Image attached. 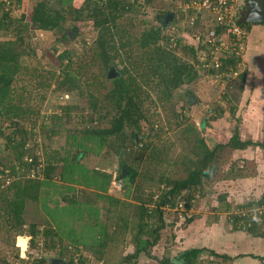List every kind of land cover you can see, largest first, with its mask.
I'll return each mask as SVG.
<instances>
[{
    "label": "trees",
    "instance_id": "1",
    "mask_svg": "<svg viewBox=\"0 0 264 264\" xmlns=\"http://www.w3.org/2000/svg\"><path fill=\"white\" fill-rule=\"evenodd\" d=\"M73 1L38 0L30 7L29 0L24 14L27 15H23L14 27L16 40H0V138L6 141L5 148L10 151L7 155L9 164H2L0 169V233L3 230L15 234L25 232L31 237V249L38 248L39 240L45 239L44 250L48 252L56 251L55 239L59 236L70 238L76 247L73 249L71 246V252L82 248L104 261L106 251L114 240L128 231L132 234L136 230L128 243L134 246V252L123 256L121 264H138V259L143 255L155 259L152 249L159 244L162 231L167 227L165 209H178L184 202L189 210L196 193H204V186L211 177V162L218 148L244 150L250 146L262 148L264 145L252 139L243 140L239 126L235 127L227 143L219 144L214 149L207 147L199 135L196 147L200 153L193 149L195 154L202 156L199 166L178 177L159 173L156 180L153 173H157V169L151 166H156V162L161 164L168 161V148L160 149L153 145L148 150L147 145L138 147L141 118L154 123L150 114L157 113L159 107H168L175 92L184 85L192 84L198 71L192 63L176 53L182 45L181 41L175 40V48H171L172 37L165 34L163 25H154L142 19L141 15L144 16L146 6L152 0H85L79 7ZM17 4L21 8L23 0H18ZM7 5L8 0H0V31L14 26L10 13L5 11ZM191 15V11L187 13V16ZM245 16L244 11L241 19L244 20ZM200 20L197 16L199 33L204 30L199 24ZM66 24L72 34L79 35L83 33L82 28L90 24L95 37L92 42L83 40L80 47L71 46L59 53V49L54 48L53 60L50 61L53 70L35 64V59H38L35 50L20 47L29 42L25 34L29 35L31 29L38 28H64L60 43L70 44L72 37L65 30ZM240 25L249 33L252 24L242 21ZM192 30L198 32L196 27ZM199 39L202 40L201 47H184L193 60H196L197 50L203 48L205 34ZM54 52L58 55L55 56ZM225 65L228 67L235 63L231 61ZM113 72L116 74L110 77ZM246 80V71L238 75V91L241 93L245 90ZM53 83L56 84L54 92L71 95L78 101L85 100L87 107L81 109L76 102L59 106L62 114L56 113L51 119L53 127L50 135H45L44 163L39 169L40 160L32 147L28 148V143L32 130L40 123ZM78 113L83 119V128L67 130L65 145L52 149L48 141H54L61 135L63 120L68 122L73 114ZM175 114L177 124L182 125V114L176 109ZM218 116L212 119L216 120ZM159 136L156 133L152 137L148 135L146 139L151 143L154 137ZM134 146L139 148V151L132 153L138 168L122 161L121 164L128 171L125 177L122 171L112 177L99 169L90 170L82 162L91 150L100 153L105 149L108 153L123 155L124 151H132ZM74 149L79 152L77 155L72 153ZM144 158L148 160L143 161ZM142 170L144 175L140 179ZM149 181L163 186L159 195L147 187ZM115 183H120L126 196H132L135 201L134 204L130 203L132 213L129 215L118 214L121 201L112 194L105 195L109 199L108 206H98L99 199L106 192L110 194ZM86 187L95 191H87ZM263 201L264 197L257 204ZM29 202L42 205L38 222L37 219H28ZM251 205L248 203L245 206ZM226 207L228 210L230 206ZM101 215L106 217L103 223L100 221ZM228 216V223L234 231L245 230L252 237L264 240V223L238 214ZM194 218L190 217L188 222ZM219 219L216 217L215 221ZM92 220L94 223H91ZM27 222L29 226L23 231ZM73 255L72 252L71 257L67 258L65 252H61V258L69 264H75ZM215 257L230 264L237 258L228 253L220 255L215 250L194 247L182 251L175 261L166 258L160 264H220ZM253 258L264 262V257ZM0 264L10 263L6 256H1ZM35 264H47L46 258L40 257ZM80 264H86V261L82 260Z\"/></svg>",
    "mask_w": 264,
    "mask_h": 264
},
{
    "label": "rangeland",
    "instance_id": "2",
    "mask_svg": "<svg viewBox=\"0 0 264 264\" xmlns=\"http://www.w3.org/2000/svg\"><path fill=\"white\" fill-rule=\"evenodd\" d=\"M28 1L29 0H23L22 7L20 8L17 6L18 0H8L5 11L10 13V19L14 22V26L11 25L9 29L0 31L1 41L16 40L17 34L14 27L18 23V20L26 13L29 4ZM37 1L38 0H30L29 6H34ZM84 1L85 0H74L73 4L79 7ZM141 1L144 2L145 0ZM189 2L187 0H152L151 4L146 6L144 16L141 15L142 19L151 24L164 26L166 15H168L169 12L174 13V17L168 22L164 29L165 34H170V37H172L171 42L173 44L170 45V47L175 48V40L181 41L182 45H180V49L178 48L176 53L183 60L192 63L198 71L196 80L192 84L184 85L177 90L168 107L165 109L159 107L158 112H154L157 116H154L152 113L150 114L152 120L154 119V123H150L146 119L141 118V134L138 135L137 138L138 147L140 148L142 145H147L148 150L153 145H157V148L160 149L168 148L167 156L170 160L163 161L161 164L154 162L156 166H151L152 169L153 167L157 169V173L152 172L156 180H158L157 176L159 173L167 174L170 177H178L187 171L189 172V169H194L196 166H199L200 157L202 156L193 152L194 149L196 152L200 153V149L196 147V140L199 135V137L204 140L207 147L214 149L219 144L227 143L235 127L239 126L240 135L243 140L254 139L259 143L262 142L264 145V120L261 121L262 118H260L264 115V104L262 103L264 95L260 93L256 94L258 97L256 100L262 104L254 100L252 101V96L248 95V92L244 94L245 91L242 93L238 91L240 83H237L238 75L244 71L247 72V76L251 75L252 67L249 66L251 50L255 46H257V49L260 47L261 51L262 49L264 50V32L254 34V32L249 31L250 34L248 33V41L244 55L248 63L244 60H237V64L230 66L229 70L225 71L224 79L222 77L220 80H217V78L210 74L205 67L199 65L200 60L198 59V52H200L202 48L201 50L198 49L199 51L197 50L196 60H193L189 51L184 48L185 45L194 48L201 47L202 40L199 38L202 34H207L209 30L207 25L211 22V19L207 16L204 18L201 17L199 24L204 30L199 33L200 27L196 26L197 23L191 24L190 16H187V13L184 14L183 11ZM194 27L198 29V32L192 30ZM252 27L253 26H251V28ZM82 29L83 33L81 35H79V33L72 34L71 43L67 45H64L66 42H63V44L60 43L61 31H64V28H58L56 30H44L41 28L36 30L31 29L29 35L25 34L29 42H26L25 45H20V47L23 49L29 48L35 50L38 55V59H35V64H39L40 67H45L48 70H53V64H51L50 61L53 60L52 55L55 49H59V53L71 46L76 48L80 47L83 40L92 42L95 34L90 24ZM65 30H71L68 24H66ZM58 53L54 52V55L57 56ZM261 61H264L263 53L261 54ZM259 72L260 71H258V73ZM248 79L249 78H247V80ZM254 79L256 78L253 77V80ZM253 83L256 84V81H253ZM55 86L56 84L53 83L52 90H50L51 92L48 94L47 101L44 104L40 123L36 129L32 130L33 134L28 143V148L32 147L35 155H37L40 160L41 165L38 167L39 169H42L44 163L45 135H50L51 132L49 131L53 127V121L51 122V119L56 113L62 114L59 106H65L76 102L80 105L81 109L87 107L85 100L78 101L71 95L68 96L59 92H54ZM174 108L179 114H182L184 118L182 125L177 124V116ZM215 115L219 116L216 120H213L212 117ZM254 116L256 118H254ZM83 118L86 119V116ZM82 121L83 119H80L79 113L73 114L68 122L63 120L60 130L61 135L57 136L56 139L54 138L56 142L53 140L48 141L52 149H59L64 146L67 135L66 131L83 128L81 124ZM156 133L160 136L154 137L153 141L150 143L146 137H148V135L152 137ZM141 138H143V140H141ZM5 142L4 139L0 138V169L3 166L2 164H9L10 162L9 157H7L10 151L5 148ZM162 145H164V147H162ZM198 146H200L199 143ZM138 147L134 146L132 151L128 153L124 151L123 155L122 153L120 155L117 153H108L109 151L107 152L105 149L100 153H96V150H91L85 155L82 162L90 170L99 169L114 177V175L116 176L121 172L122 161H126L129 166H138L137 161L135 162L133 160L132 154L136 150L139 151ZM247 151L248 154L244 156ZM72 153L77 155L79 152L74 149ZM147 160L148 159L145 158L143 159V161ZM131 161L135 163H131ZM141 165L144 166V164ZM211 166V177L204 186V193H196L195 201L191 209L188 210L184 202L181 203L178 209H165L167 227L162 231V239L159 244L152 249L151 253L155 259L143 255L138 259V263L160 264L161 261L166 258L175 261L182 251L194 247H204L215 250L220 255L228 253L229 256H232V248L236 240L245 241V239H247L251 241L252 244L255 243V237H252L245 230L234 231L233 227L228 223V215H236L239 209H241L240 207L244 208L243 206L248 203H257V201L264 196V146L262 148L250 146L243 151L232 149L231 147L218 148L211 162ZM143 172V170L142 172L140 171V179L141 176L144 175ZM38 177L43 179V176L39 175ZM147 185L149 189L155 190L156 195H159L163 187L155 181H149ZM111 189L110 194L106 192V194L99 199L98 206H108L109 199L105 195L112 194L113 197L121 201L118 206V214L123 213L129 215V213H132L130 203H135L131 198L132 196H126V191H123V188L118 189L114 186ZM87 191L93 192L95 190L93 188H87ZM250 191L253 192L250 193ZM255 198L258 200L251 201ZM127 205H129V207H127ZM226 205L230 206L228 210H226ZM41 206L35 202L28 203L27 214L30 221L37 219L36 222H38L40 220L37 216L39 217V215L42 214L40 212ZM193 216L196 218L189 223L188 219ZM216 217L220 219L215 221ZM105 219L106 217L104 215L100 216V221L102 223L105 222ZM28 222L23 226V231L28 228ZM91 223H94V220H92ZM77 225L80 224L77 223ZM129 232L130 231L126 232V235L124 233L112 242L106 251L104 261L98 260L97 257L82 248L80 251H72L75 264H80L82 260H85L86 264H121V259L124 255L126 256L134 252V246L128 243L132 240L131 235H133L136 230L132 234ZM19 237L26 240L29 239L28 241L30 243L31 237L25 232L15 234L3 230L0 233V257L6 256L7 262L10 264H35L37 257L39 259L42 256L46 258V263L50 264L49 259L52 257L61 258V252H65L67 258H70L72 254L71 246L73 249L76 248L75 245L72 244L70 238L59 236L55 239L56 251L48 252L44 250L45 239H43V241L40 239L38 248L31 249L29 247L28 251H25V254H23L20 248ZM10 241L15 244H11ZM259 244L260 242L256 245L260 248ZM21 255H26L25 257L27 258L22 259ZM216 260L217 263L220 264H230L220 258H216Z\"/></svg>",
    "mask_w": 264,
    "mask_h": 264
},
{
    "label": "built area",
    "instance_id": "3",
    "mask_svg": "<svg viewBox=\"0 0 264 264\" xmlns=\"http://www.w3.org/2000/svg\"><path fill=\"white\" fill-rule=\"evenodd\" d=\"M246 5L247 0H191L183 9L184 13L191 11V24L197 22V16L211 19L207 25L209 30L205 34L203 48L198 52V59L199 65L205 67L217 80L222 77L224 79L225 71L230 68L225 63L234 61L237 64V60H244L248 33L240 25V18ZM114 186L121 189L120 183H115ZM237 214L248 218L255 216L259 223H264V201L262 204L253 202L251 206L239 209ZM28 243L29 241L26 252L30 247ZM25 256L21 255V258H27Z\"/></svg>",
    "mask_w": 264,
    "mask_h": 264
},
{
    "label": "crops",
    "instance_id": "4",
    "mask_svg": "<svg viewBox=\"0 0 264 264\" xmlns=\"http://www.w3.org/2000/svg\"><path fill=\"white\" fill-rule=\"evenodd\" d=\"M252 26L253 27L250 29V32H254V34L264 32V24H254ZM253 39H254V37H253ZM258 46H259V44H258ZM262 53L264 54V50L262 49V51H261L260 47H258V49H257V46L253 47L251 50V55H250L251 58H250V63H249V66L252 67V69L250 68L251 69V75L247 76V78H249V79L246 80L245 90H244L245 91L244 94H246L248 92L249 93L248 95L252 96V101L254 100L260 104H262V103L264 104V97L262 98V103H261V102L256 100L258 98L256 96V94L260 93V94L264 95V61H261V54ZM244 61L247 62L245 57H244ZM258 71H260V72L258 73ZM253 77H255L256 79L253 80ZM253 81H256V84L253 83ZM254 118H256V117L254 116ZM260 118H262L261 121L264 120V115L261 116ZM252 140L255 141L254 139H252ZM247 154H248V151L246 152V154L244 156H246ZM251 192H253V191H250V193ZM256 200H258V199L255 198V199H252L251 201H256ZM254 242L255 243L252 244L251 241H249L247 239H245V241H241L238 239L234 242L235 244L232 248L233 249V255L232 256L237 257V258H235V260L233 261V264H263L264 263V262L262 263V261H259L258 259L253 258L256 256L264 257V243H263L264 240L255 238ZM258 242H260V244H259L260 248L257 247ZM260 253H263V254H260ZM240 255H244V256H240ZM138 264H140V263H138Z\"/></svg>",
    "mask_w": 264,
    "mask_h": 264
},
{
    "label": "water",
    "instance_id": "5",
    "mask_svg": "<svg viewBox=\"0 0 264 264\" xmlns=\"http://www.w3.org/2000/svg\"><path fill=\"white\" fill-rule=\"evenodd\" d=\"M246 16L245 19L242 20L240 18V23L244 21V23H250V24H264V0H247V5H246ZM174 17V13L169 12L168 15L165 17V22H164V29L166 25L168 24L169 21L172 20ZM69 35L72 37V33L69 32ZM116 73L110 74V77L114 76ZM126 173H128L127 170L123 172L124 176ZM20 241V246H21V251L23 254H25L26 248H27V242L28 240L19 238ZM26 247V248H25ZM50 264H69L63 259H59L57 257H52L49 259Z\"/></svg>",
    "mask_w": 264,
    "mask_h": 264
},
{
    "label": "flooded vegetation",
    "instance_id": "6",
    "mask_svg": "<svg viewBox=\"0 0 264 264\" xmlns=\"http://www.w3.org/2000/svg\"><path fill=\"white\" fill-rule=\"evenodd\" d=\"M122 171V175H123V172L126 170L125 167L121 164V169ZM128 173H126L123 177L127 176ZM59 259H62V258H59ZM64 260V259H63ZM67 262V261H66ZM68 263V262H67Z\"/></svg>",
    "mask_w": 264,
    "mask_h": 264
},
{
    "label": "clouds",
    "instance_id": "7",
    "mask_svg": "<svg viewBox=\"0 0 264 264\" xmlns=\"http://www.w3.org/2000/svg\"><path fill=\"white\" fill-rule=\"evenodd\" d=\"M253 219L256 220V222H259L255 216L253 217ZM20 248H21V247H20Z\"/></svg>",
    "mask_w": 264,
    "mask_h": 264
}]
</instances>
